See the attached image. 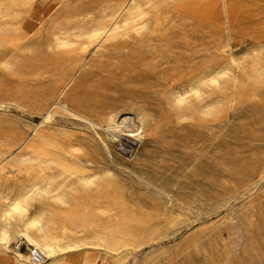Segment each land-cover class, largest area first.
<instances>
[{
    "label": "bare ground",
    "instance_id": "bare-ground-1",
    "mask_svg": "<svg viewBox=\"0 0 264 264\" xmlns=\"http://www.w3.org/2000/svg\"><path fill=\"white\" fill-rule=\"evenodd\" d=\"M171 1L45 0L44 16L60 10L58 8L66 3L68 21L65 25L56 20L52 21V18L48 27L29 22L24 27H19L14 20L18 17L16 8L21 5V0H0V71L13 77L15 87L13 92H10L14 93L16 99L28 102L34 117L41 118L40 122L33 124L31 131L25 135L16 127L10 126L1 116L11 102L17 107L19 102L7 101L0 97V264H34L31 257L34 248L45 258L43 264H104L105 255L112 258L113 264H118V260L123 258V250L133 245L122 226L106 228L91 238L82 236L96 218L110 216L123 205L121 202L123 199L118 198L117 183L113 180L112 165L115 161L111 153L112 147L116 143H121L124 138L142 143L151 132L152 117L142 108H125L123 103L125 97L109 92V87L118 83L119 79L122 84H130L136 74L133 66L140 67L151 81L139 85L138 90L149 93L151 89H157L153 90V95L155 92L158 93L163 102L176 111L177 118L183 119L189 115L196 102L204 106L205 113L214 112L215 106L205 101V92L207 89H215L228 73L227 69H219L214 63L207 66L193 64L196 57H168L169 35L173 28L169 23L171 14L168 10ZM203 2L208 6L211 24H214L219 7L218 0H193V8H190L187 17L190 21L189 27L179 28L181 43L187 44L190 35L194 33L192 22ZM221 5L222 12L228 13L226 1H222ZM8 16L12 19L6 23L3 19ZM211 39L214 40L213 33ZM114 42L130 46L119 50L120 59L112 67L113 75L109 79L101 80L97 85L99 99L102 102L94 101L89 105V107L92 105L90 109L75 105L67 99L71 86L82 70H94L91 69L86 57L72 59L73 52L76 50L85 52L91 44H96L99 49H105L106 44ZM17 47H24L37 56L52 57V65L46 66L49 68L41 66L42 69L39 71L34 63H30L24 69H19L10 58ZM97 71L106 69L100 66ZM118 74L123 75L122 78L118 79L116 77ZM5 87L0 80V91L5 90ZM56 116L71 117L84 125L85 130L77 133L76 130L72 132L55 126L52 121ZM163 146L169 149L171 145L168 143ZM21 150L25 153H15ZM178 157L180 159V156ZM185 162L191 163V158H187ZM55 164L60 166L57 175L51 173ZM135 167L134 169L137 168ZM136 173L135 176L142 180L143 184L153 187V190L156 189L160 199L167 202L178 201V192H175L177 193L175 198L143 178L142 174ZM180 177L182 179V176ZM190 184L192 185V182ZM249 188L251 190V187ZM41 199L47 202L38 204ZM179 199L183 201L182 198ZM185 204L188 205V202ZM193 214L195 216V213ZM95 233L97 234L96 230ZM89 251L104 256L90 255Z\"/></svg>",
    "mask_w": 264,
    "mask_h": 264
},
{
    "label": "rangeland",
    "instance_id": "rangeland-1",
    "mask_svg": "<svg viewBox=\"0 0 264 264\" xmlns=\"http://www.w3.org/2000/svg\"><path fill=\"white\" fill-rule=\"evenodd\" d=\"M192 1L172 0L168 6L171 14L169 23L173 27L169 35L168 57H196L193 64L207 66L214 63L217 68L228 70L215 89H207L205 92V101L215 106L214 112L205 113L204 106L196 102L189 113L190 116L178 119L176 111L163 102L158 93L153 95V90L157 89H151L149 93L138 90L139 85L151 81V78L136 66H133L136 74L130 84H122L119 78L123 75L118 74L116 77L119 82L109 87V92L125 97V108H142L153 119L150 135L142 143L124 138L121 143L112 147L111 153L115 161L112 165L113 180L117 183L118 198L123 199V205L110 216L96 218L92 226L82 233V236L91 238L106 228L122 226L133 245L123 250V258L118 260V264H264V0H218L219 7L214 24H211L207 4L203 2L192 22L195 31L186 44L179 40V28L189 27L190 21L187 17L188 11L193 8ZM222 1H226L228 13L222 12ZM65 8L66 3L58 8L60 10L51 13L52 16H44L45 0H21V5L16 8L18 17L14 22L16 21L19 27H24L28 22L48 27L53 18L52 21L56 20L65 25L68 21ZM11 19L12 17L8 16L3 21L8 23ZM22 31L21 33L25 32ZM91 45L85 52L76 50L71 58L86 57L94 71L82 70L67 94V99L72 103L88 109L94 101L102 102L97 85L101 80L109 79L113 75L112 67L120 59L119 53L126 46H130L114 42L106 44L105 49H99L96 44ZM12 56L10 58L21 70L34 63L40 71L43 67L51 66L53 61L52 57L37 56L24 47L15 48ZM100 66L106 71H97ZM0 75L3 86H7V92L0 91V97L7 101L19 102L18 107L11 102L1 116L10 126L16 127L26 135L41 118L34 117L28 102L16 99L12 93L15 87L13 77L1 71ZM86 105L88 107H85ZM52 124L72 132L76 130L77 133L85 130L84 125L67 116H56ZM168 143L171 145L169 149L163 146ZM15 153L25 152L21 150ZM187 158H191L192 162H185ZM58 170L60 171V166L55 164L51 173L57 175ZM135 173L142 174L143 178L175 198V192H178L179 202L160 199L156 189L143 184ZM129 188H134V191ZM185 198L188 200L185 201ZM45 202L47 201L41 199L38 204ZM183 202H188V205ZM203 203L205 205H202ZM174 204L176 205L173 206ZM163 221L164 223H161ZM22 250L24 251V246ZM89 254L104 256L92 251H89ZM104 257V264H113L109 255Z\"/></svg>",
    "mask_w": 264,
    "mask_h": 264
},
{
    "label": "built area",
    "instance_id": "built-area-1",
    "mask_svg": "<svg viewBox=\"0 0 264 264\" xmlns=\"http://www.w3.org/2000/svg\"><path fill=\"white\" fill-rule=\"evenodd\" d=\"M31 257H32V261L34 262V264H43L45 261V258L43 257V255L35 248L31 252Z\"/></svg>",
    "mask_w": 264,
    "mask_h": 264
}]
</instances>
